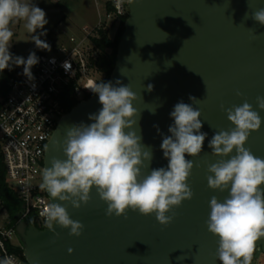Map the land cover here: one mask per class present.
<instances>
[{"label":"water","instance_id":"95a60500","mask_svg":"<svg viewBox=\"0 0 264 264\" xmlns=\"http://www.w3.org/2000/svg\"><path fill=\"white\" fill-rule=\"evenodd\" d=\"M128 7L109 81L115 86L120 80L137 95L138 134L153 151L151 168L168 164L160 145L163 136L170 135L174 105L181 100L192 104L190 96L202 100L192 106L201 111V131L208 135L198 157L186 156L199 165L188 180L193 198L168 213L174 212L175 218L162 226L154 214L129 210L127 218L105 215L107 204L93 189L87 205L80 209L67 205L70 217L84 225L79 237L59 226L55 235L27 221L17 224L28 264H221L216 256L219 238L205 222L211 197L222 201L228 193L207 186L208 165L220 159L211 154L208 141L214 131L234 127L222 104L229 108L247 100L259 111L256 97L264 96V26L251 14L264 7V0H132ZM101 107L94 94L61 118L47 144L44 168L51 167L54 157L66 158L55 142L63 140L68 127L92 123L89 116ZM260 115L264 119V111ZM245 146L264 158V124L251 133ZM258 250L264 253V237L256 242L252 260Z\"/></svg>","mask_w":264,"mask_h":264},{"label":"clouds","instance_id":"9594fccd","mask_svg":"<svg viewBox=\"0 0 264 264\" xmlns=\"http://www.w3.org/2000/svg\"><path fill=\"white\" fill-rule=\"evenodd\" d=\"M128 2L131 4L132 0ZM248 18L246 14L245 19ZM251 18L264 26V7L254 11ZM15 23L23 24L37 48L51 51V46L40 38L46 35V13L30 0H0V72L12 64L22 65L23 74L32 79L31 69L39 62L35 52L25 60L9 51ZM37 30H41L39 35L35 34ZM63 67L67 71L71 65L66 61ZM86 88L98 95L102 107L89 116L92 123L68 127L63 140L55 142L66 158L54 157L51 167L42 171L40 188L52 198L40 211L45 227L59 235L55 232L59 226L69 229L70 236L79 237L84 225L70 217L67 205L74 209L87 205L93 189L107 204L105 215L109 217L127 218L131 210L144 216L154 214L162 226L171 224L175 213H168L194 195L188 180L194 166L199 165L186 156L198 157L208 135L201 131V111L192 106L202 100L190 96L192 104L181 100L174 105L170 135L163 136L160 145L168 164L151 168L153 151L138 134L140 113L134 107L137 95L131 86L122 85L120 80L115 86L111 81L89 80ZM148 90H152V85H148ZM236 95L243 94L237 91ZM220 107L234 127L214 131L208 141L211 154L220 159L208 165L210 174L206 179L210 189L227 191L228 195L222 201L211 197L205 223L208 231L219 238L216 256L221 264H251L256 242L264 237V158L245 145L251 133L264 124L260 115L264 96L256 97L259 111L247 100L229 108L223 104ZM68 252L71 254L73 249ZM0 264L14 261L6 256Z\"/></svg>","mask_w":264,"mask_h":264},{"label":"built area","instance_id":"2783aa9c","mask_svg":"<svg viewBox=\"0 0 264 264\" xmlns=\"http://www.w3.org/2000/svg\"><path fill=\"white\" fill-rule=\"evenodd\" d=\"M128 3L105 0L106 20L100 21L99 26L120 24L129 14ZM92 32L86 28L81 39L71 36L69 43L46 41L51 51L37 48L39 62L31 69L33 78L23 74L22 65H14L7 93L0 94V147L7 183L23 202L18 223L27 221L40 229L47 228L40 216L42 208L51 202L40 188L46 147L61 118L68 113L67 100L77 104L88 94L94 95L86 88L88 81H100L85 50L87 42H92ZM66 61L71 65L67 71L63 67ZM17 224L0 199V259L7 256L14 264H28L20 254L24 247Z\"/></svg>","mask_w":264,"mask_h":264},{"label":"rangeland","instance_id":"374dc122","mask_svg":"<svg viewBox=\"0 0 264 264\" xmlns=\"http://www.w3.org/2000/svg\"><path fill=\"white\" fill-rule=\"evenodd\" d=\"M30 2L46 13L48 20L44 28L46 35L40 37L44 41L69 43V37L74 36L79 40L83 37L86 28L92 31L95 27L108 28L109 37L114 39L120 26L119 23L107 25V27L99 26L100 21L106 20L105 0H64L59 3L52 0H30ZM12 29L14 36L9 51L13 56L24 57L26 60L30 53L36 54L37 46L31 41V36L23 24L15 23ZM40 31L37 30L35 34L39 35ZM87 44L88 47L86 46L85 50L90 58L93 55L94 44L91 41ZM251 264H264V253L261 250L256 252Z\"/></svg>","mask_w":264,"mask_h":264},{"label":"trees","instance_id":"16d2710c","mask_svg":"<svg viewBox=\"0 0 264 264\" xmlns=\"http://www.w3.org/2000/svg\"><path fill=\"white\" fill-rule=\"evenodd\" d=\"M129 14H127L121 21L117 29L114 39L109 37L108 28L95 27L93 29L91 40L94 44L93 55L90 56L89 61L95 70L96 77L101 81L109 82L111 73L114 69L117 60L118 43L124 31L125 21ZM14 69L12 64L10 68H6L0 72V94H6L8 90V81ZM92 95L88 94L87 98ZM76 105L75 101L67 100V111L69 112ZM6 167L3 160L0 147V199L4 202L6 209L9 212L10 218L14 224L19 221V215L23 208V202L19 198L16 191L7 183ZM20 254L26 261L23 249ZM27 262V261H26Z\"/></svg>","mask_w":264,"mask_h":264},{"label":"crops","instance_id":"0c3cea01","mask_svg":"<svg viewBox=\"0 0 264 264\" xmlns=\"http://www.w3.org/2000/svg\"><path fill=\"white\" fill-rule=\"evenodd\" d=\"M96 26V25H95ZM95 26H93V27H95Z\"/></svg>","mask_w":264,"mask_h":264}]
</instances>
